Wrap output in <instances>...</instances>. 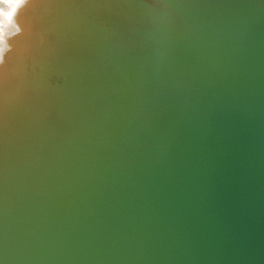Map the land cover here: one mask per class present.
I'll return each instance as SVG.
<instances>
[{"label": "water", "instance_id": "water-1", "mask_svg": "<svg viewBox=\"0 0 264 264\" xmlns=\"http://www.w3.org/2000/svg\"><path fill=\"white\" fill-rule=\"evenodd\" d=\"M31 21L0 77V264H264V0Z\"/></svg>", "mask_w": 264, "mask_h": 264}, {"label": "bare ground", "instance_id": "bare-ground-1", "mask_svg": "<svg viewBox=\"0 0 264 264\" xmlns=\"http://www.w3.org/2000/svg\"><path fill=\"white\" fill-rule=\"evenodd\" d=\"M40 2L41 0H0V77L3 78L5 74L2 73L5 69L3 61L22 43L27 42V45L32 41L35 31L32 15ZM21 53L23 52L19 49L18 54Z\"/></svg>", "mask_w": 264, "mask_h": 264}, {"label": "clouds", "instance_id": "clouds-1", "mask_svg": "<svg viewBox=\"0 0 264 264\" xmlns=\"http://www.w3.org/2000/svg\"><path fill=\"white\" fill-rule=\"evenodd\" d=\"M23 2H24V0H23Z\"/></svg>", "mask_w": 264, "mask_h": 264}]
</instances>
